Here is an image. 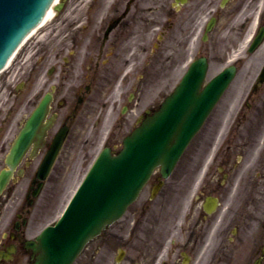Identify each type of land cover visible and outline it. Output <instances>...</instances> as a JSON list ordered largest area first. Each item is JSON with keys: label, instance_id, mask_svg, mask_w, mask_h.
<instances>
[{"label": "flooded vegetation", "instance_id": "flooded-vegetation-1", "mask_svg": "<svg viewBox=\"0 0 264 264\" xmlns=\"http://www.w3.org/2000/svg\"><path fill=\"white\" fill-rule=\"evenodd\" d=\"M80 1L82 9L69 12L75 17L65 21L66 30L55 40L57 63L52 70L60 81L49 90L55 122L41 146L35 150L33 145L23 155L0 190V264L36 260L31 243L55 206L51 198H42L53 170L43 181L36 173L59 128L66 125L68 134L64 154L53 169L66 161L76 141L78 112L85 107L87 118L103 90V114L95 120L89 147L97 144L118 83L131 88L121 96L122 113L131 114L112 133V143L121 141L139 116L154 110L147 107L129 121L147 87L158 86L163 78L173 84L190 59L205 55L211 63L212 51L222 62L220 69L234 63L236 76L199 132L204 136L199 140L201 159L178 167L180 175H174L176 169L164 178L157 170L145 195L128 208L129 225L108 226L73 264H264V0ZM67 4L58 18L67 12ZM44 60L41 55L39 64L25 71L22 117L0 118V171L7 167V152L25 125L29 107L43 92L38 86ZM158 63L163 76L157 74L159 80L149 83ZM67 87L72 88L70 97L71 89L59 98ZM141 87L143 96L137 91ZM193 161L197 166L190 170Z\"/></svg>", "mask_w": 264, "mask_h": 264}, {"label": "water", "instance_id": "water-1", "mask_svg": "<svg viewBox=\"0 0 264 264\" xmlns=\"http://www.w3.org/2000/svg\"><path fill=\"white\" fill-rule=\"evenodd\" d=\"M52 2L0 0V69L24 36L47 17ZM206 66L205 59L192 64L161 108L125 137L119 154L112 155L109 147L102 150L65 214L37 237L35 249L40 254L35 264H71L91 237L123 214L155 166L161 165L165 176L170 174L231 78L232 73L224 71L200 91ZM50 101L48 93L21 129L7 158L11 170L1 173L0 186L8 180L30 144L44 138L52 122L44 123ZM65 135L66 126H63L39 168L40 177H45L51 169Z\"/></svg>", "mask_w": 264, "mask_h": 264}, {"label": "rangeland", "instance_id": "rangeland-1", "mask_svg": "<svg viewBox=\"0 0 264 264\" xmlns=\"http://www.w3.org/2000/svg\"><path fill=\"white\" fill-rule=\"evenodd\" d=\"M67 3H68L67 12L62 13L60 18H58L59 15L55 16V18L52 21L47 23L44 27L38 29L25 42V44L22 46L20 51L12 60L8 68L0 73V118L8 116V117H14L15 120H17V118L22 117V115L25 113V71L27 69L30 70L34 64L36 63L39 64L41 55H45V60L43 61V63L40 64L41 70L39 74V81H41L40 82L41 85L39 84L38 88L40 89L41 87H43L42 89L44 91H48V89H50L51 85L54 84V82L58 84V82L60 81L59 75L56 78L55 73L53 74L48 73L49 68L57 63V60L55 59V51H54L55 40L57 39L59 33L61 34L63 31L66 30L65 21L67 19L72 20L75 17V15L73 16V14L69 12L82 9V3L80 0H67ZM80 15H82V13ZM211 60H212L211 61L212 70H216L222 63V62L219 63L217 61L215 51L211 52ZM156 73L161 77L163 76L159 72V63L157 66ZM178 78L179 76L177 75L176 77H174L173 80L176 81ZM156 79H159V77H156ZM171 82L172 81L164 84L165 83L164 81L163 83L164 85L162 87L163 92L170 91L171 89L170 85L172 84ZM20 86L22 87L19 88ZM141 86H143V84ZM96 89H94L90 95L94 94ZM140 89H138L137 91L139 93L141 92V96H143L144 88L141 87ZM68 90L70 91L67 97H70L72 93V88L70 87H67L64 93L58 94V97L61 98L63 95H66ZM128 90H130V88L129 86H126L125 88H122V93ZM32 107L33 105L29 107V110H32ZM102 108L103 107H101V109ZM121 108H122V100H117L116 108L114 110V116H118L120 114L122 115ZM84 109L85 107H83L78 112L77 119L73 124V132L79 134L81 139L84 138L83 135L85 134L83 133L84 131L83 127L85 124L86 117L83 116L82 113ZM65 110H66L65 108L61 109L60 113L62 114L63 112H65ZM130 114L125 116H129ZM134 117H132V119L129 121L132 122ZM130 122L126 127H129ZM111 128L112 125H109L106 128H104V131L101 132V135L99 137L98 144L95 145L94 147H91V149L86 150L83 144L77 149V151L71 153L72 155L70 156L69 161L65 162V165L64 162L57 163L56 168L53 170L52 173L53 177H51L50 180L46 183L42 195L43 201H45L47 198H51L53 201H55L54 211L49 214L46 213L45 220L43 221L42 225L50 222V220H55L58 218V216L66 206L67 202L69 201L70 197L72 196L73 192L75 191L76 187L85 176L86 172L88 171L96 155L101 150V145L106 135L105 130H110ZM203 137H204L203 135L199 134L197 138L194 139L195 141H193V143L189 146L182 160L178 164L179 167L186 166L188 161L190 160L199 159V155L196 154V151L199 146V140H201ZM115 141L116 142H113V147L119 149L121 145L120 141L118 142L117 140ZM63 154H64V150L61 157L63 156ZM196 155L197 157L195 159L194 157ZM196 166L197 163L193 161V164L190 166V170L196 169ZM180 169L181 168L177 169L174 175H180L181 172ZM67 176L68 178H66ZM175 197L176 194L173 195V199H175ZM130 215L131 213L128 211L124 216L125 218L123 217L121 221L115 222L114 225L115 226H120V224L121 226L123 224L129 225L130 220L132 219V218L128 219ZM113 228L116 229L117 227H113Z\"/></svg>", "mask_w": 264, "mask_h": 264}, {"label": "bare ground", "instance_id": "bare-ground-1", "mask_svg": "<svg viewBox=\"0 0 264 264\" xmlns=\"http://www.w3.org/2000/svg\"><path fill=\"white\" fill-rule=\"evenodd\" d=\"M55 10H54V4L53 6H51L49 8V11H48V14H47V17H44V19L42 20V22L36 26L34 28V31H31L30 34H28L26 36V38L24 39V42L30 38L38 29H40L41 27H44L47 23H49L50 21H52L54 18H55ZM23 42V43H24ZM22 43V45H23ZM22 45L19 47L21 49ZM14 56L10 59L9 63H8V66L10 65L11 61L13 60ZM7 66V67H8ZM155 78V76L153 75V73L151 72L148 76V80H149V83L151 81H153V79ZM236 86H238V84H235ZM161 86V85H160ZM122 87V84L121 83H118L116 88H113L111 93V98L112 97H115L118 95V91L119 89ZM159 88H162V87H159ZM238 88V87H236ZM158 89V88H157ZM105 90H103V92L101 94H99L98 96V106H96V110H94L93 112L89 113V115L87 116L86 120H85V124H84V127H83V133H85L83 136L84 138L81 139L80 138V135L79 134H76L77 138H76V141L73 143L72 147H71V150L69 152V157H68V160L70 158V156L72 155L71 153L74 152V151H77V149L82 146L84 144V147L86 148V150H89L91 149V147H89L87 145V141H88V137H91L92 133L95 132V129H92V125L96 119L97 116H100L103 114L102 110H101V107H103V104L105 103L106 101V97H105V94H104ZM145 100H150L152 98H154L157 93H156V90L152 89V86L150 87H147L146 88V92H145ZM144 100V102H145ZM113 116H114V111L110 110L109 107L106 108L105 112H104V120H103V123L102 125L100 126V130L103 129V128H106L107 126H109L113 120ZM88 135V137H87ZM97 144H98V141H97Z\"/></svg>", "mask_w": 264, "mask_h": 264}]
</instances>
